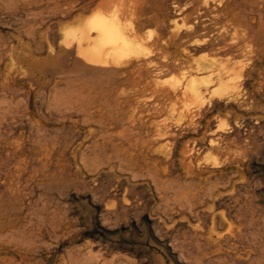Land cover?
<instances>
[{"label": "rangeland", "instance_id": "374dc122", "mask_svg": "<svg viewBox=\"0 0 264 264\" xmlns=\"http://www.w3.org/2000/svg\"><path fill=\"white\" fill-rule=\"evenodd\" d=\"M156 1L139 2L137 21L122 5L116 12L126 27L138 22L146 54H130L118 64L94 65L77 55L71 32L100 12L98 0H0V264H264V0ZM232 9L240 13L241 26L233 28L228 22L221 27L215 20L206 21L214 12L224 20ZM203 20L213 25L202 28ZM167 37L175 42L171 51L176 52V61L184 66L235 58L241 71L234 76L235 100L208 94L203 104L189 106L187 116L180 117L184 110L179 91L171 93L170 99H164L163 93L180 79L179 68L163 67L167 52L151 53L148 45ZM231 37L240 39L233 42ZM226 40L232 47H225ZM133 83L145 89L138 90L142 86ZM248 102L253 103L244 107ZM202 108L205 112L199 115ZM162 124L173 125L169 129L179 135L178 149L193 148L185 164L176 153L169 166L163 155L172 147L162 150L158 142L138 164L123 165L116 172L118 164L109 161V154L118 153L120 144L127 149L129 138L153 139ZM217 134L220 152L209 145L210 137ZM231 143H236L234 148ZM190 157V166L202 170L196 177L218 183L216 196L201 201L190 198L197 184L192 175L187 176ZM214 160L220 164L210 168ZM175 187H180L179 192Z\"/></svg>", "mask_w": 264, "mask_h": 264}, {"label": "bare ground", "instance_id": "6f19581e", "mask_svg": "<svg viewBox=\"0 0 264 264\" xmlns=\"http://www.w3.org/2000/svg\"><path fill=\"white\" fill-rule=\"evenodd\" d=\"M71 1V0H70ZM141 0H98V2H99V5H100V12H98L96 15H95V17L91 20V21H89L88 23H86V24H84V25H81V26H79V27H77L75 30H73L72 32H71V34L76 38V41H77V46H76V53H77V55L78 56H80L81 58H83L84 60H85V62H87V63H89V64H94V65H104V64H108V63H112V64H118L120 61H121V59L123 58V57H127V56H129L130 54H136V55H139V54H142V53H145V49L146 48H144V44L145 43H143L142 42V38L140 37V34H139V28H138V22H136V25H131L130 27H126L125 25H123L119 20H118V18H117V16H116V12H117V8L120 6V5H122V6H124L126 9H129V11L130 12H132V15L133 16H135L136 17V21H137V17L139 18L140 16L139 15H141L140 13V10H138V5H139V2H140ZM153 1H155V0H153ZM216 1H218V0H216ZM258 1V0H257ZM156 2H158V0L156 1ZM210 2V1H209ZM220 2H222V1H220ZM66 3V2H65ZM70 3V2H69ZM155 3V2H154ZM252 4V3H251ZM235 5V4H234ZM238 5H239V3H238ZM250 5V4H249ZM248 5V6H249ZM230 8L231 7H233V6H229ZM236 7V6H235ZM254 7H255V5H254ZM205 8H207V7H205ZM240 8V7H239ZM238 8V9H239ZM210 9V8H209ZM227 11V10H226ZM203 12V11H202ZM212 12V11H211ZM210 12V13H211ZM239 12H241V14L244 12V11H240V9H239ZM206 13V12H205ZM208 14V13H207ZM240 14V13H239ZM238 13H236V12H234V10L232 9V10H230L226 15H225V18H224V20L222 19V20H220L219 19V16H218V14H216V12H214V13H211L210 14V16L208 15V17H209V19H206V21H210V19L211 20H215V22L216 23H214V24H217V25H219L220 24V26L221 27H224L225 25H226V23H230L231 24V26L234 28V27H238V26H241L242 25V22H243V20H242V18L240 17V15H239ZM155 15V14H154ZM195 15V14H194ZM201 14H199V16H200ZM206 15V14H205ZM205 15L203 16V17H205ZM197 16V15H196ZM221 16V15H220ZM202 17V18H203ZM207 17V16H206ZM205 17V18H206ZM243 17V16H242ZM201 18V17H200ZM204 18V19H205ZM140 19V18H139ZM244 19H246V18H244ZM196 20V19H195ZM201 21V19H198V21ZM140 21V20H139ZM199 21V22H200ZM140 23V22H139ZM190 23V22H189ZM197 23V22H196ZM246 23V22H245ZM248 23V22H247ZM195 24V23H194ZM222 24V25H221ZM189 25V24H188ZM208 25L209 26H212V25H210V24H208L207 22H205L204 20H203V22H201V27L202 28H206V27H208ZM192 26V25H191ZM230 26V25H229ZM193 27V26H192ZM217 27V26H216ZM228 26H226V28H227ZM255 27V26H254ZM189 28V27H188ZM213 28V27H212ZM220 28V27H219ZM246 28H248V29H250V27H247L246 26ZM206 29H208V28H206ZM247 29V30H248ZM253 29V28H252ZM251 29V30H252ZM221 30V29H220ZM224 30H225V28L224 29H222L220 32H224ZM229 30V29H228ZM245 30V29H244ZM243 30V31H244ZM206 31V30H205ZM211 31V30H210ZM215 31H217V30H215ZM230 31V30H229ZM242 31V32H243ZM249 31V30H248ZM254 31V30H253ZM207 32V31H206ZM218 32H219V30H218ZM220 32H219V34H220ZM227 32V31H226ZM247 32V31H246ZM254 32H256V31H254ZM228 33V32H227ZM226 33V34H227ZM185 34V33H184ZM203 34V33H202ZM205 34V33H204ZM209 34H211V32H209L208 33V35ZM222 35H224L223 33H221ZM225 34V35H226ZM252 34V33H251ZM263 34V33H262ZM173 35H176V34H173ZM179 35V34H178ZM215 35H216V33H215ZM228 35V34H227ZM254 35V33L252 34V36ZM260 35V34H259ZM219 36H221V35H219ZM228 36H230V35H228ZM236 36V35H235ZM234 36V37H235ZM241 36V35H240ZM258 36V35H257ZM189 37V35H186L185 36V38H188ZM211 37V36H210ZM215 37V36H214ZM234 37H231L232 39L234 38ZM168 38V37H167ZM169 38H170V36H169ZM166 39L165 38V40H164V38L162 39H156V40H152V42H150V44H148L149 46H150V48L152 49V51H151V53L152 52H159V51H162V52H167V54H168V57H167V55H164V56H166L167 58H168V61L167 62H164L163 64H162V66L163 67H166V68H170V67H172V66H174V65H176L175 67L176 68H179L178 69V71L180 72L179 73V75H180V79L178 80V81H176V82H174L173 84H172V86H171V89L170 90H163V93H164V96H165V98L164 99H166V97L167 98H171L172 97V94L171 93H174V92H176V91H179V94H180V98L182 99V107H183V112L182 113H180V117H182L183 116V113L185 114V116H187V114L185 113L186 111H188V107L189 106H191V105H201V104H203V102H204V100L206 99V96L208 95V94H217V95H219L220 97H225L226 99H228V100H231V99H234L235 97H236V94H237V91H236V89H237V86H236V82L234 81V76H237V75H240V73H241V71H237V68H238V63L236 62V61H234V59L233 60H231V59H228V58H225V59H214V58H212V59H207V60H205L203 63H197L195 66H193L192 64H189L188 66H184V62H179V61H176V57H177V55H176V52L175 51H171L172 49H174L175 48V42H173L171 39ZM178 38V37H177ZM204 38V37H203ZM207 38V37H206ZM220 38V37H219ZM221 38H222V36H221ZM230 38V37H229ZM256 38V37H255ZM212 39V38H211ZM211 39H207L208 41L209 40H211ZM214 39V38H213ZM215 39H216V37H215ZM224 39H225V37H224ZM238 39H240V37H238L236 40L237 41H235L234 39V41L233 42H238ZM183 40V39H182ZM187 40H189V39H187ZM218 40H223V38L222 39H218ZM244 40V39H243ZM212 41H214V40H212ZM228 40H226V43L228 44L229 42H227ZM231 41V40H230ZM178 42V41H177ZM183 42V41H182ZM186 42V41H185ZM215 42H216V40H215ZM241 42V41H240ZM180 43H181V41H180ZM212 43H214V42H212ZM223 43V42H222ZM225 43V42H224ZM231 43V42H230ZM230 43L227 45V44H225L226 46L225 47H227V46H231L230 45ZM146 44V45H147ZM211 44V43H210ZM236 44V43H235ZM242 44V43H241ZM219 45V44H218ZM218 45H216V46H218ZM222 45H224V44H222ZM221 45V46H222ZM238 45H239V43H238ZM246 45V44H245ZM237 46V45H236ZM243 46V45H242ZM232 47V46H231ZM229 48V47H228ZM238 48V47H237ZM239 48H241V47H239ZM244 48V47H243ZM221 49H222V47H221ZM224 49V48H223ZM227 49V48H226ZM231 49H233V48H231ZM235 50H236V48H234ZM246 49V48H245ZM238 50V49H237ZM243 50V49H242ZM215 51V50H214ZM219 51V50H218ZM223 51V50H222ZM226 51V50H225ZM231 51V50H230ZM239 51V52H238ZM237 51V53H239L240 54V50H238ZM217 52V51H216ZM229 52V51H228ZM236 52V51H235ZM235 52H233V53H235ZM149 52H147V54H148ZM247 53V52H246ZM261 53V52H260ZM146 54V53H145ZM158 54H162V53H158ZM157 54V55H158ZM224 54H226V53H224ZM228 54V53H227ZM226 54V55H227ZM157 55H153V56H157ZM162 55V56H163ZM213 55V54H212ZM225 56V55H224ZM229 56V55H228ZM237 56V55H236ZM244 56V55H243ZM248 56V55H247ZM152 57V56H151ZM223 57V56H222ZM226 57V56H225ZM230 57V56H229ZM79 58V57H78ZM155 58V57H154ZM153 58V60L154 61H157L156 59H154ZM231 58V57H230ZM148 59H150V57L148 58ZM147 59V60H148ZM166 59V58H165ZM146 60V59H145ZM152 59H150V61H151ZM152 60V61H153ZM151 61V62H152ZM153 61V62H154ZM248 61V60H247ZM141 62V61H140ZM148 62V61H147ZM160 62V63H159ZM157 64L155 63V65L157 66V65H159V64H161L162 62L161 61H159ZM143 63V62H142ZM136 64H138V63H136ZM143 65V64H142ZM240 65H241V63H240ZM244 65H245V63H244ZM145 66H146V64H145ZM161 66V65H160ZM152 67V66H151ZM158 68H159V66H157ZM162 67V68H163ZM153 68H155L154 66H153ZM161 68V69H162ZM141 69V68H140ZM149 69V68H148ZM249 69V68H248ZM118 70V69H117ZM155 70V69H154ZM169 70H173L172 68H170ZM250 70V69H249ZM113 71H114V69H113ZM149 71V70H148ZM148 71H145V72H147L148 73V75L147 76H149V77H152V75L150 74L151 72H148ZM161 71V70H160ZM168 71V70H167ZM157 72H159L158 71V69H157ZM115 73V72H114ZM116 74V73H115ZM137 74V73H136ZM165 74V73H164ZM138 75V74H137ZM156 75H159V73L158 74H156ZM242 75V74H241ZM139 76H141V75H139ZM138 76V77H139ZM146 76V77H147ZM117 77H118V75H117ZM119 77H120V75H119ZM160 76H158V78H159ZM247 76H244L243 78H245V79H247L246 78ZM250 77V76H249ZM140 78V80H142L143 78L142 77H139ZM154 78V77H153ZM181 79H183V81L181 80ZM249 79V78H248ZM251 79V78H250ZM249 79V80H250ZM113 80V79H112ZM144 80V79H143ZM142 80V81H143ZM135 80H133L132 82H134ZM139 81V80H138ZM137 81V82H138ZM114 82V81H113ZM136 82V81H135ZM147 82V81H146ZM211 82H214V86H210L209 84L211 83ZM117 83H119V82H117ZM111 84V83H110ZM134 85H139V84H137V83H133ZM135 86V87H136ZM140 86H142V85H139L138 86V88L140 87ZM146 86V85H145ZM261 86V85H260ZM2 87V86H1ZM0 87V88H1ZM118 87V86H117ZM134 86H132V88H133ZM134 87V88H135ZM239 87V86H238ZM110 88V87H109ZM137 88V87H136ZM137 88V89H138ZM112 89H113V87H112ZM143 89H145V88H143V86L141 87V89L139 88L138 90H143ZM152 89V88H151ZM165 89V88H164ZM168 89V88H167ZM4 90V89H3ZM126 90V89H125ZM133 90V89H132ZM107 91V90H106ZM140 92V91H139ZM149 92V91H148ZM158 92V91H157ZM241 92V91H240ZM144 93V92H143ZM159 93H160V91L156 94V96L158 95V96H160L161 95V93H160V95H159ZM5 94V93H4ZM104 94V93H103ZM107 94V93H106ZM109 94V93H108ZM142 94V93H141ZM140 94V96H142ZM155 94V93H154ZM153 94V95H154ZM70 96V95H69ZM104 96V95H103ZM139 96V97H140ZM147 96H149V95H147ZM146 96V97H147ZM152 95H150V97H151ZM163 96V97H164ZM2 97V96H1ZM80 97V96H79ZM96 97V96H95ZM102 97V96H101ZM154 97V96H153ZM174 97V96H173ZM247 98H248V96H246ZM70 98H73V97H70ZM70 98H69V100H70ZM103 98V97H102ZM106 98V97H105ZM134 98V97H133ZM136 98V97H135ZM156 98H158V97H156ZM175 98H176V95H175ZM153 99L154 98H152V101H153ZM159 100H160V97L158 98ZM226 99H224V100H226ZM250 99H252L251 97L249 98V100ZM12 100V99H11ZM66 100V99H65ZM74 100V99H73ZM73 100H72V102H73ZM82 100V99H81ZM80 100V101H81ZM107 100V99H106ZM157 102H156V101ZM154 101H155V104H156V106L158 105L157 103L159 102L157 99H155ZM163 100V98L161 99V101ZM221 100V99H220ZM235 100V99H234ZM248 100V99H247ZM248 100V101H249ZM255 100V99H254ZM75 101V100H74ZM77 101V100H76ZM83 101V100H82ZM100 101V100H99ZM115 101V100H114ZM152 101H150V102H152ZM160 101V102H161ZM213 101V100H212ZM243 101V100H242ZM245 101V100H244ZM63 102V101H62ZM78 102V101H77ZM86 102V101H85ZM88 102V101H87ZM163 102V101H162ZM161 102V103H162ZM164 102H166V100L164 101ZM214 102H216V101H214ZM213 102V103H214ZM229 103H230V101H228ZM245 102H247V101H245ZM10 103H11V101H10ZM64 103V102H63ZM92 103V102H91ZM101 103V102H100ZM109 103V102H108ZM146 103V102H145ZM212 103V104H213ZM244 103V102H243ZM242 102H241V104H243ZM251 103V102H250ZM250 103L248 102V104H244L243 106L245 107V105H250ZM253 103V102H252ZM251 103V104H252ZM9 104V103H8ZM66 104V103H65ZM83 104V103H82ZM104 104V103H103ZM130 104V103H129ZM154 104V103H153ZM166 104V103H165ZM170 104V103H169ZM169 104H167V106H169ZM211 104V105H212ZM238 104H240V103H238ZM237 104V105H238ZM6 105H7V103H6ZM68 105V104H67ZM64 106V104L62 105L63 107H68V106ZM71 106H72V104H70ZM97 105H99V104H97ZM102 105V104H101ZM108 105V104H107ZM140 105V104H139ZM210 105V106H211ZM18 106V105H17ZM82 106V105H81ZM86 106V105H85ZM104 106H105V104H104ZM103 106V107H104ZM154 106V105H153ZM159 106V105H158ZM181 106V105H180ZM242 106V105H241ZM241 106H238V107H241ZM1 107V106H0ZM99 107V106H98ZM155 107V106H154ZM165 107V106H164ZM181 107V108H182ZM257 107V106H256ZM70 108V107H69ZM72 108V107H71ZM87 108V107H86ZM90 108H92V106L90 107ZM112 108V107H111ZM110 108V109H111ZM149 108V107H148ZM178 108V107H177ZM250 108H252V107H250ZM249 108V109H250ZM65 109V108H64ZM84 109V108H83ZM88 109V108H87ZM147 109V108H146ZM150 109H152L151 107H150ZM154 109H156V108H154ZM160 109V108H159ZM166 109V108H165ZM192 109V108H191ZM204 108H202V110H203ZM241 109V108H240ZM13 109H11V111H12ZM63 110V109H62ZM65 110H67V108L65 109ZM65 110L64 111H62V112H65ZM89 110V109H88ZM93 111L92 112H94V109H92ZM104 110V109H103ZM179 110V109H178ZM182 110V109H181ZM201 110V109H200ZM201 110V111H202ZM6 111V110H5ZM9 111V110H8ZM67 111H69V109L67 110ZM81 111V110H80ZM105 111V110H104ZM153 111V110H152ZM156 111V110H155ZM177 111V110H176ZM4 112V111H3ZM84 112H86L85 111V109H84V111L82 112V113H84ZM162 112V111H161ZM174 112V111H173ZM203 112H205L204 110L202 111V112H198L199 113V115L201 114V113H203ZM247 112V111H246ZM67 113H69V112H67ZM88 113H90L91 114V111L90 112H88ZM87 113V114H88ZM150 113V112H149ZM197 113V112H196ZM6 114V113H5ZM81 114V113H80ZM108 114V113H107ZM159 114H160V112H159ZM176 114L177 113H175V116H176ZM66 115V114H65ZM89 115V114H88ZM151 115V114H150ZM158 115V114H157ZM198 115V116H199ZM205 115V114H204ZM203 115V116H204ZM0 116H2V115H0ZM3 116H4V114H3ZM11 116V115H10ZM112 116V115H111ZM110 116V117H111ZM152 116V115H151ZM165 116V115H164ZM174 116V117H175ZM189 116V115H188ZM6 117V116H5ZM13 117V116H12ZM84 117V116H83ZM86 117V116H85ZM155 117V116H154ZM159 117V116H158ZM2 118V117H1ZM104 118H105V116H104ZM113 118V117H112ZM135 118V117H134ZM200 119H201V117H199ZM203 118V117H202ZM5 119V118H4ZM86 119H87V117H86ZM102 120H103V118H101ZM111 119V118H110ZM106 120V123H107V119H105ZM108 120H109V118H108ZM174 120V119H173ZM120 121V120H119ZM119 121H116V122H119ZM152 121V120H151ZM154 121H155V119H154ZM109 122V121H108ZM115 122V121H114ZM123 122H125V121H123ZM135 122H137V121H135ZM111 123V122H110ZM9 124V123H8ZM99 124H101V123H99ZM120 124V123H119ZM136 124V123H135ZM134 124V125H135ZM139 124V123H138ZM238 124V123H237ZM31 125V124H30ZM111 125V124H110ZM145 125V124H144ZM169 125H171V124H169ZM168 124L167 125H161L160 126V128L159 129H157L155 132H154V138L153 139H148V140H145V141H143V140H140V138H139V136H137L136 138H134V139H131V138H129V142H128V140H126V142H128V148L127 149H124L123 147H122V145L120 144V148H118L117 150L119 151L118 153H116L115 154V152L116 151H114V152H112L111 153V155L109 154V161L110 162H116L117 164H118V170L116 169V172L117 171H119L120 170V168L121 167H123V165H136V164H138L140 161H141V158L143 157V154H144V152L145 151H148V150H150V148L152 147L153 148V143L155 144H158V142H159V145H161V144H163V145H161L160 146V148L163 150V149H165V147L166 146H168V145H170L172 148H171V150H169L166 154H164L163 156H164V158H166V163L169 165V166H173V164H174V158H175V154L176 153H178V155H179V161H180V163H181V165H184L185 164V161H186V158H187V154H189L190 152H192V149L193 148H191V149H186L185 147H183V148H181V149H178V147H177V143H178V136L179 135H177V132H176V135H175V133H173L172 131H171V129H169V127H172V126H169ZM185 125V124H184ZM196 125H199V124H195L194 125V127L196 126ZM33 126V125H32ZM126 126V125H125ZM128 126V125H127ZM125 127V128H129V127ZM201 126V125H200ZM229 127H230V125H228ZM4 128H5V126H3ZM34 127V126H33ZM176 127V126H175ZM174 127V128H175ZM185 127V126H184ZM191 127V126H190ZM193 127V128H194ZM198 127V126H197ZM3 128V129H4ZM8 128H10V127H8ZM36 128V127H35ZM106 128V127H105ZM110 128V127H109ZM116 128V127H115ZM140 128H141V126H140ZM173 128V129H174ZM2 129V128H1ZM101 129V128H100ZM180 129H182L181 127H180ZM187 129H188V126H187ZM191 129H192V127H191ZM209 129V128H208ZM234 129V128H233ZM33 130V129H32ZM115 130V129H114ZM132 130V129H131ZM134 130V129H133ZM132 130V131H133ZM176 130H179L178 128L176 129ZM183 130V129H182ZM197 130V129H196ZM212 130V129H211ZM229 130V129H228ZM34 131V130H33ZM37 131V130H36ZM36 131H34V132H36ZM99 131V130H98ZM101 131H102V129H101ZM112 131H113V129H112ZM174 131V130H173ZM185 131V130H184ZM188 131V130H187ZM187 131H186V133H187ZM227 131V130H226ZM232 131V130H231ZM4 132H5V130H4ZM39 132H40V129H39ZM96 132V131H95ZM114 133H115V131H113ZM112 132V133H113ZM124 132V131H123ZM138 132H139V130H138ZM181 132V131H180ZM191 132V131H190ZM194 132V131H193ZM200 132V131H199ZM209 132V131H208ZM233 132V131H232ZM236 132V131H235ZM234 132V133H235ZM12 132H10V134H11ZM15 133V132H14ZM13 133V134H14ZM97 133V132H96ZM103 133V132H102ZM179 133V132H178ZM219 134V133H218ZM216 135L217 137H215L214 139H212L211 137H210V139H209V145H210V149L212 150V151H216V152H220V150H221V147L217 144V140H219L218 138H219V135H221V134H219V135ZM230 134V133H229ZM2 135V134H1ZM6 135V134H5ZM33 135H34V133H33ZM42 135V134H41ZM59 135V134H58ZM131 135V134H130ZM129 135V136H130ZM134 135H136L135 134V131H134ZM143 135V134H142ZM149 135V134H148ZM196 135V134H195ZM205 135H206V133H205ZM223 135V134H222ZM4 136V135H3ZM13 136V135H12ZM15 136V135H14ZM43 137H44V134L42 135ZM113 136V135H112ZM141 136V135H140ZM215 136V135H214ZM224 136H226V135H223V137ZM235 136V135H234ZM121 137V136H120ZM123 137V136H122ZM205 137V136H204ZM223 137L221 138V139H223ZM227 137V136H226ZM239 137V136H238ZM1 138H2V136H1ZM16 138H17V136H16ZM19 138V137H18ZM32 138V137H31ZM46 138H48V137H46ZM45 138V139H46ZM102 138V137H101ZM109 138V137H108ZM180 138V137H179ZM232 138H234V137H232ZM37 139V138H36ZM35 139V140H36ZM44 139V140H45ZM51 141L54 139H52V138H49ZM49 139H47V140H49ZM104 139V138H103ZM102 139V140H103ZM111 139V138H110ZM145 139V138H144ZM186 139V138H185ZM194 139H195V137H194ZM229 139V138H228ZM230 139H231V137H230ZM229 139V140H230ZM245 139V138H244ZM33 140H34V138H33ZM33 140H32V142H33ZM54 140H56V139H54ZM95 140H97V139H95ZM105 140V139H104ZM187 141H188V139H186ZM191 140V139H190ZM207 140V139H206ZM237 140V139H236ZM58 141V140H57ZM100 141V140H99ZM108 141V140H107ZM115 141H117V140H115ZM186 141V142H187ZM195 142H196V140H194ZM198 141V140H197ZM204 141H205V139H204ZM208 141V140H207ZM225 141V140H224ZM227 141V140H226ZM234 141V140H233ZM239 141V140H238ZM39 142H41V141H39ZM50 142V141H49ZM92 142V141H91ZM114 142V141H113ZM123 142V141H122ZM121 142V143H122ZM182 142H184V141H182ZM201 142V141H200ZM250 142H251V140H250ZM104 143V142H103ZM116 143V142H115ZM185 143V142H184ZM220 143H222V142H220ZM42 144V143H41ZM51 144H53V142L51 143ZM106 144V143H105ZM123 145H124V143H122ZM155 144V145H156ZM187 144H188V142H187ZM232 144V143H231ZM230 144V145H231ZM236 144V143H235ZM235 144L233 143L232 144V147H233V145L235 146ZM246 143H244V145H245ZM248 144V143H247ZM246 144V148H247V146H249V145H247ZM253 144V143H252ZM251 144V145H252ZM39 145V144H38ZM115 145H117V144H115ZM189 145V144H188ZM187 145V146H188ZM201 145H202V143H201ZM225 145V144H224ZM223 145V146H224ZM41 146V145H40ZM43 146H44V144H43ZM89 145L87 144V147H88ZM93 146V145H92ZM99 146V145H98ZM196 146V145H195ZM225 146H227V145H225ZM224 146V147H225ZM93 147H95V146H93ZM96 147H97V145H96ZM100 147V146H99ZM108 147V146H107ZM114 147V146H113ZM127 147V146H126ZM197 147V146H196ZM231 147V148H232ZM239 147V146H238ZM109 148V147H108ZM227 148V147H226ZM225 148V149H226ZM229 148V147H228ZM234 148V147H233ZM232 148V149H233ZM250 148V147H249ZM99 149H102L101 147L100 148H98L97 150H99ZM106 149V148H105ZM104 149V153H106V151L107 150H105ZM201 149V147L199 146V143H198V149L197 150H200ZM202 149H204V148H202ZM243 149H244V147H243ZM196 150V149H195ZM194 150V151H195ZM196 150V151H197ZM89 151H91V150H89ZM100 151V150H99ZM225 151V150H224ZM246 150H243V152H245ZM83 152V151H82ZM97 152V151H96ZM96 152H94L95 154H96ZM203 152V151H202ZM7 152H5V154H6ZM9 153V152H8ZM81 153V152H80ZM93 153V152H92ZM93 153V154H94ZM98 153H100V152H98ZM97 153V154H98ZM102 153V152H101ZM100 153V154H101ZM108 153V152H107ZM193 153V152H192ZM191 153V154H192ZM230 153V152H229ZM77 154V153H76ZM96 154V155H97ZM103 154V153H102ZM101 154V155H102ZM149 154V153H148ZM194 154V153H193ZM231 154V153H230ZM242 154V153H241ZM7 155V154H6ZM83 155H84V152H83ZM82 154L79 156L81 159H83L82 157H84ZM89 155V154H88ZM243 155H244V153H243ZM104 156V155H103ZM102 156V157H103ZM154 157V156H153ZM195 157H197V155H195ZM194 157V158H195ZM231 157V156H230ZM79 158V159H80ZM85 158V157H84ZM152 158V157H151ZM154 158H156V157H154ZM158 158V157H157ZM156 158V159H157ZM189 158V157H188ZM80 159V160H81ZM91 159H93V158H91ZM108 159V158H107ZM235 159H237V158H235ZM94 160V159H93ZM96 160V159H95ZM99 160H101V159H99ZM99 160H97V161H99ZM84 161H86V159L85 160H83V162ZM91 161V160H90ZM106 161V160H105ZM195 161H198V159H195ZM237 161V160H236ZM235 161V162H236ZM82 162V163H83ZM87 162V161H86ZM102 162V161H101ZM190 163H189V165H188V171H189V173H188V171L186 172V173H188L187 174V176H193V177H191V181L192 182H197V184H195L196 185V189H194V192L190 195V198L191 199H193V200H196V199H198V201L200 200H204L206 197H213L214 195H215V189L217 188V182L216 181H211V179L210 178H206V179H200V178H198V177H196V175L198 174V172H200V171H202V170H200V169H197V170H195L193 167H191L190 166V164H191V162H192V160H191V157H190V161H189ZM238 162V161H237ZM236 162V163H237ZM14 163V162H13ZM18 163V162H17ZM68 163V162H67ZM90 163V162H89ZM104 162H102V164H103ZM235 163V164H236ZM23 164V163H22ZM65 164V163H64ZM105 164V163H104ZM219 164H220V162H218V161H216V160H214L213 161V163H212V166L210 167V168H217V166H219ZM228 164H230V163H228ZM24 165V164H23ZM37 165V164H36ZM85 165V164H84ZM87 165V164H86ZM237 165V164H236ZM16 166V165H15ZM14 166V167H15ZM197 166L199 167V163H197ZM38 167V166H37ZM57 167V166H56ZM196 167V166H195ZM10 168H11V166H10ZM13 168V167H12ZM26 168V167H25ZM65 168V167H64ZM87 168V167H86ZM116 168V167H115ZM28 169V168H27ZM37 169V168H36ZM128 169V168H127ZM173 169V168H172ZM219 169V168H218ZM52 170V169H51ZM55 170H57L56 168H55ZM122 170V169H121ZM125 170V169H124ZM176 170V169H175ZM173 171V170H172ZM59 172V171H58ZM113 172V171H112ZM122 172H123V170H122ZM121 172V173H122ZM129 172V171H128ZM124 173V172H123ZM130 173V172H129ZM132 173V172H131ZM130 173V174H131ZM143 173V172H142ZM33 174V173H32ZM137 174V173H136ZM144 174V173H143ZM34 175V174H33ZM132 175H135V174H132ZM147 175V174H146ZM172 175V174H171ZM186 175V174H185ZM232 175V174H231ZM137 176V175H136ZM149 176V175H148ZM159 176V175H158ZM233 176H236L235 174H233ZM140 177V176H139ZM144 177V176H143ZM147 177V176H146ZM162 177V176H161ZM169 177V176H168ZM228 178H230L229 176H227ZM232 177V176H231ZM134 178V177H133ZM136 178V177H135ZM220 178V177H219ZM227 178V179H228ZM243 178H245V177H243ZM196 179V180H195ZM226 179V180H227ZM246 180V179H245ZM112 181V180H111ZM166 181V180H165ZM173 181V180H172ZM171 181V182H172ZM220 181V180H219ZM168 182V181H167ZM187 183L189 182V181H186ZM191 182V183H192ZM224 182H225V180H224ZM223 182V183H224ZM227 182H228V180H227ZM234 182V181H233ZM233 182H232V184L231 185H233ZM245 182V181H244ZM112 183V182H111ZM181 183V182H180ZM187 183L185 184V182L183 183L184 185H186L187 186ZM165 184V183H164ZM163 184V185H164ZM169 184V183H168ZM178 184V186L180 185L179 183H177ZM176 184V185H177ZM189 184V186H190V183H188ZM194 184V183H193ZM225 184V183H224ZM242 184V183H241ZM115 185V184H114ZM166 185H167V183H166ZM183 185V186H184ZM192 185V184H191ZM223 185V184H222ZM240 185V184H239ZM246 185H247V183H246ZM118 186V185H117ZM123 186V185H122ZM181 186H182V184H181ZM180 186V187H181ZM185 186V187H186ZM221 186V185H220ZM226 186H227V184H226ZM243 186V185H242ZM112 187L114 188V186H113V184H112ZM161 187H163L162 185H161ZM164 187H166L165 185H164ZM179 187V188H180ZM193 187H194V185H193ZM223 187H224V185H223ZM231 187H233V186H231ZM108 188V187H107ZM106 188V189H107ZM118 188V187H117ZM119 188H120V186H119ZM118 188V189H119ZM168 186L165 188L167 191L166 192H168ZM175 188H177V187H175ZM179 188H177L176 190L179 192ZM192 188V187H191ZM236 188V187H235ZM128 189V188H127ZM164 189V190H165ZM173 188L172 187H170V189L169 190H172ZM179 189V190H178ZM183 189V188H182ZM181 189V190H182ZM237 189V188H236ZM115 190V189H114ZM233 190H235V189H233ZM113 191V190H112ZM176 191V192H177ZM236 191V190H235ZM234 191V192H235ZM115 192V191H114ZM113 192V193H114ZM124 191L122 190V193H123ZM130 192V191H129ZM171 192H173V191H171ZM174 192H175V190H174ZM173 192V193H174ZM177 192V193H178ZM225 192H227V191H225ZM109 193V192H108ZM116 193V192H115ZM119 193V192H118ZM117 193V194H118ZM128 193V192H127ZM116 194V195H117ZM168 194H169V192H168ZM174 194H176V193H174ZM101 195V194H100ZM119 195H120V193H119ZM128 195V194H127ZM130 195V194H129ZM164 195H165V192H164ZM167 195V194H166ZM217 195H218V193H217ZM226 195V194H225ZM99 196V195H98ZM114 196V195H113ZM121 196V195H120ZM135 196V195H134ZM189 195H187V197L185 196V200L186 199H188L189 197H188ZM216 196V195H215ZM115 197V196H114ZM122 197V196H121ZM126 197V196H125ZM174 197V196H173ZM95 198H96V196H95ZM216 198V197H215ZM214 198V199H215ZM116 199H117V197H116ZM115 199V200H116ZM162 199V198H161ZM166 199H167V197H166ZM173 199H175V198H173ZM184 199V198H183ZM183 199H181V200H183ZM110 200V199H109ZM120 200V199H119ZM118 200V201H119ZM122 200V199H121ZM181 200H179L178 202L181 204V202H183V201H181ZM185 200H184V203H185ZM164 201V200H163ZM181 201V202H180ZM197 201V200H196ZM214 201V200H213ZM164 203V202H163ZM172 203V202H171ZM186 203H188V201L186 202ZM121 205H122V203H120ZM136 204V203H135ZM183 204V203H182ZM180 205V207L181 206H183V205ZM200 204V203H199ZM215 204V203H214ZM214 204H213V208H215L214 207ZM166 205V204H165ZM185 205V204H184ZM188 205H189V203H188ZM210 205H212V204H210ZM136 206V205H135ZM179 207V209L181 210V208ZM186 207H188V206H186ZM209 207V206H208ZM183 208H184V206H183ZM166 209H168V208H166ZM170 209V208H169ZM191 209V208H190ZM1 211H2V209H0ZM7 210V209H6ZM5 210V211H6ZM116 210V209H115ZM172 210V209H171ZM170 210V211H171ZM215 210V209H214ZM164 211V210H163ZM174 211V210H173ZM202 212L201 213H204L203 212V210H201ZM6 212H8V211H6ZM106 212V211H105ZM176 212H177V210H176ZM188 212H189V210H188ZM198 212V211H197ZM0 214H2L1 212H0ZM113 214V213H112ZM119 214V213H118ZM197 214V213H196ZM105 215V214H104ZM108 215V214H107ZM102 216V215H101ZM3 217H5V216H3ZM110 217V216H109ZM119 218V217H118ZM107 219V218H106ZM116 220V219H115ZM3 221H5V220H3ZM1 224V223H0ZM2 224H3V222H2ZM2 224H1V226H2ZM3 233H1V235H2ZM30 234V233H29ZM25 241V240H24ZM219 242H220V240H219ZM5 244H7V243H5ZM25 244V243H24ZM23 244V245H24Z\"/></svg>", "mask_w": 264, "mask_h": 264}]
</instances>
